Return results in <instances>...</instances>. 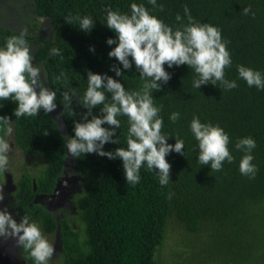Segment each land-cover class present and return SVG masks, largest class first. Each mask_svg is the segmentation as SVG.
<instances>
[{"label": "trees", "instance_id": "1", "mask_svg": "<svg viewBox=\"0 0 264 264\" xmlns=\"http://www.w3.org/2000/svg\"><path fill=\"white\" fill-rule=\"evenodd\" d=\"M132 3L144 4L174 29L181 26L177 14L187 23V5L197 21L221 29L222 38L230 42L232 58L225 78L235 80L238 87L223 90L218 82L196 89L194 69L165 65L171 79L162 84L161 91L153 92L155 105H163L159 114L164 121L162 134L171 137L170 144L176 143L177 136L185 142V156L173 151L166 157L172 166L169 184L161 186L157 173L145 165L140 182L128 185L119 158L81 154L71 160L77 189L70 196L73 214L59 213L45 197L63 193L61 179L68 160L65 137L74 136V122L87 111L79 100L88 86V71L106 73L128 90L142 86L134 63L131 70H125L108 56L116 45H108L107 39H115L116 34L106 26V9L130 14ZM160 4L164 5L162 12L154 10L148 0H29L34 13L48 18L53 28V38L37 40L33 65L44 71L46 86L57 90V111L45 114L42 109L40 115L17 119L13 114L17 104L0 101V116L14 122L11 146L44 162L40 173L26 170L17 182L10 171L0 174V185L14 186L13 200L8 203L11 210L30 216L45 233L57 234L60 264H163L160 252L173 223L197 235L196 241L178 248L174 259H181L171 264H264V90L249 87L237 71V65H244L264 75V0H157ZM248 6L251 12L244 15L242 11ZM69 13L92 17L94 28L87 32L79 28L78 21L67 23ZM19 33L0 25V47L9 36ZM53 48L62 56L51 55ZM112 65L121 68L124 75L116 77ZM62 72L67 79L61 77L62 82H58L56 77ZM73 90L76 95L71 105L65 106L61 93ZM100 107L94 114L99 115ZM173 112L180 113L175 123L169 119ZM194 115L203 123L219 124L230 136L229 149L235 160L231 164L225 161L221 171L198 163V141L190 130ZM117 119L121 127L114 139L119 137V144L108 143L105 151L126 147L127 117ZM249 136L256 141L252 151V163L258 168L255 179L240 173L244 153L235 149L238 139ZM199 241L206 244L198 247L195 244ZM196 249L201 252L199 261L192 259ZM22 252L29 264H34L28 252Z\"/></svg>", "mask_w": 264, "mask_h": 264}, {"label": "clouds", "instance_id": "2", "mask_svg": "<svg viewBox=\"0 0 264 264\" xmlns=\"http://www.w3.org/2000/svg\"><path fill=\"white\" fill-rule=\"evenodd\" d=\"M148 2L154 10L164 11V5H157V0ZM249 12L251 6L244 7L242 13L247 15ZM184 13L187 23H183L184 17L177 14L176 21L181 26L174 29L151 14L144 4L132 3L130 14L106 9V26L116 34L115 39H107L108 45H116L108 53L109 58H115L125 70H131L134 63L143 83L139 90H128L123 83L106 73L88 71V86L79 100L87 111L74 122V136L65 137L69 156L78 158L81 154L95 153L112 160L119 158L123 162L126 181L132 186L140 182V170L146 165L149 171L157 173L161 186L169 184L172 166L166 157L173 151L185 156V142L177 136L176 143L170 144L168 140L171 137L162 134L164 121L159 114L163 105H155L153 92L161 91L162 84L171 79L165 65L168 68L187 65L194 69L197 78L193 80V87L196 89L209 83L216 86L218 82L223 90L238 87L235 80L225 78V70L232 66V58L228 50L230 42L222 38L221 29L197 21L187 5L184 6ZM66 21L69 24L78 21L79 28L87 32L95 26L90 16L69 13ZM27 35L28 30L24 29L18 35L9 36L4 46L0 47V101L11 100L17 104L13 113L17 119L40 115L42 109L45 114L57 111V90L46 86V76L43 74L42 78L41 67L33 65L34 57ZM90 50L95 51L94 47ZM51 55L62 56V53L53 48ZM111 71L116 77L124 75L116 65L111 66ZM237 71L239 78L246 81L249 87L264 90V75L260 71L244 65H237ZM61 77L67 79L62 72L56 80L62 82ZM61 95L65 106H68L76 93L74 90L64 91ZM100 105L99 115L94 114V109ZM0 107L3 105L0 104ZM118 116L127 117L126 147H118L114 152L105 151L106 144H119V137L114 139L116 130L121 127ZM179 118V112H173L169 117L173 123ZM13 123L10 117L0 116V174L8 171L9 154L13 152L9 140L14 131ZM190 130L198 141V163L210 165L212 171L218 172L225 161L229 164L234 162L235 157L229 149L230 136L219 124L203 123L194 115ZM255 147L256 141L251 136L240 138L235 143V149L244 153L239 171L249 179H255L258 172L257 166L252 163ZM72 175L69 173V176ZM64 186H68L66 180ZM56 194L59 195L58 192ZM4 199V186L0 185V202ZM0 238L15 240L16 246L28 252L34 264H49L55 252L54 244L38 222L26 214L18 223L7 207L0 209ZM13 259L14 256L12 259L11 255L8 256L9 261ZM9 261L6 263L0 259V264H9Z\"/></svg>", "mask_w": 264, "mask_h": 264}, {"label": "rangeland", "instance_id": "3", "mask_svg": "<svg viewBox=\"0 0 264 264\" xmlns=\"http://www.w3.org/2000/svg\"><path fill=\"white\" fill-rule=\"evenodd\" d=\"M28 2L29 0H0V25L9 27L10 29L17 32L27 29L28 36H30L27 40L31 46V52L33 55L35 49L38 46L37 40L53 38V28L50 20L47 18H42L38 21L39 17L34 13L32 8L29 7ZM43 74L45 75L44 71L42 70V78ZM37 91H39V89H37ZM12 147L13 152L10 153L11 157L10 163L8 165V171L12 173L14 182H17L21 174H23L26 170L35 174L40 173L44 167V162L40 157L36 155L25 156L22 150L16 149L14 146ZM67 157V169L63 173L61 179V186L66 199L61 197L60 191H57L59 195L56 194L57 192H54L53 194L45 197V201L50 206L54 207L55 211H58L59 213L64 212L67 213V215H71L73 214V208L71 203L68 201V199H70L69 194L71 196L72 193L77 189L75 182L73 181V176H69V173H73V166L71 162L73 157L69 156L68 154ZM65 180L68 183L67 187L64 186ZM3 186L4 195L6 196L8 194L5 192L6 185ZM0 206H2L1 202ZM43 233L48 237L49 241L52 242L55 247L53 258L49 264H60L61 259L59 258V255H57L59 246H56L57 235L49 233L47 234L44 231ZM196 235H193L188 230L183 229L179 224L173 223L169 228L166 243L160 252L163 259V264H171L173 260L174 262L178 260L179 263L181 258L177 257L174 259V254L179 253L178 248L180 246H184L186 244L188 245L193 239L196 241ZM200 242L201 241L197 242L195 245H198V247H203L202 244H206H201ZM200 253L201 252L199 249H196L192 254V259L194 258L199 261ZM189 259L191 258L189 257Z\"/></svg>", "mask_w": 264, "mask_h": 264}, {"label": "flooded vegetation", "instance_id": "4", "mask_svg": "<svg viewBox=\"0 0 264 264\" xmlns=\"http://www.w3.org/2000/svg\"><path fill=\"white\" fill-rule=\"evenodd\" d=\"M44 17H39V19H42ZM48 19V18H47ZM30 37V36H29ZM28 37V38H29ZM6 185V184H5ZM14 186H10V185H6L5 187V192H7L8 194L5 196V199L1 202L2 203V206H0V209H3L4 207H7L8 210L12 213L13 217L17 220V222L19 223L20 222V218L22 217L21 215V211H18L15 209V208H12V210L10 209L8 203H9V200L12 199V190ZM61 197L65 198L64 197V193L61 194ZM69 198H70V194H69ZM66 199V198H65ZM13 200V199H12ZM11 200V201H12ZM68 201L71 203L72 201H70V199H68ZM17 213H19L17 215ZM57 235V234H56ZM59 235V234H58ZM3 238H0V244H1V241H2ZM60 239L58 238L57 236V243H56V246H59V248H61L60 246ZM16 247V250L14 251L15 254H13L14 256V259L12 261H9L8 260V256H9V252L6 251L5 249H0V259L4 260L6 263L9 261V264H29V261L27 260L26 257L23 256V252H22V249L15 246Z\"/></svg>", "mask_w": 264, "mask_h": 264}, {"label": "water", "instance_id": "5", "mask_svg": "<svg viewBox=\"0 0 264 264\" xmlns=\"http://www.w3.org/2000/svg\"><path fill=\"white\" fill-rule=\"evenodd\" d=\"M15 246H16L15 240H13V239H7V240L2 239L1 244H0V249L2 248V249H5L6 251H8L9 255H11V259H12L13 254H15L14 251L16 250Z\"/></svg>", "mask_w": 264, "mask_h": 264}]
</instances>
